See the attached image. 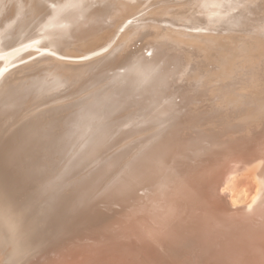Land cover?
I'll return each mask as SVG.
<instances>
[{"label": "bare ground", "instance_id": "obj_1", "mask_svg": "<svg viewBox=\"0 0 264 264\" xmlns=\"http://www.w3.org/2000/svg\"><path fill=\"white\" fill-rule=\"evenodd\" d=\"M164 1L82 0L86 17L99 6L103 24L78 33L67 53L55 21L73 7L0 0V54L9 44L14 55L0 59V264H171L132 250L97 260L89 239L104 230L165 233L186 199L198 213L209 212L203 197L263 224L264 57L247 72L220 66L214 85L199 76L213 72L208 63L190 56L198 49L184 45L222 41L214 60L229 62L234 41L204 34L227 30L216 38H247L252 56L264 53V0ZM128 14L141 31L124 25ZM24 35L48 40L47 54L26 61L31 50H15ZM78 47L90 56L108 50L83 63L61 59ZM242 185L252 192L245 202ZM258 247L226 264H264Z\"/></svg>", "mask_w": 264, "mask_h": 264}, {"label": "water", "instance_id": "obj_2", "mask_svg": "<svg viewBox=\"0 0 264 264\" xmlns=\"http://www.w3.org/2000/svg\"><path fill=\"white\" fill-rule=\"evenodd\" d=\"M203 200L207 204L208 213L194 211V205L186 199L184 205L188 208L180 211L176 222L171 223L173 227L158 234V237L146 236L140 231L134 233L132 230H121L119 233L104 230L97 232L98 235L95 233L89 242L97 241V260H103L105 256L119 258L122 252L132 250L133 254L136 251L142 256L169 261L171 264H192L190 260L198 261L199 257L213 259V263L226 264L229 263L227 261L236 263L238 256L264 245V222L259 223L254 216L244 221L239 214H231L228 207L219 209L222 204L217 200L200 197L198 202ZM208 204L211 205L209 210Z\"/></svg>", "mask_w": 264, "mask_h": 264}, {"label": "rangeland", "instance_id": "obj_3", "mask_svg": "<svg viewBox=\"0 0 264 264\" xmlns=\"http://www.w3.org/2000/svg\"><path fill=\"white\" fill-rule=\"evenodd\" d=\"M63 1H64V3H67V5H68L67 7L69 9H71V7H73L74 12H67L62 16H61V14H60V16H56L57 21H55V22L58 24V28L54 29V33L57 32L59 41H61V43L58 45L60 51L63 52L65 50L67 53H69L70 49L73 45L74 37L80 32L87 34L89 31H91L90 30L91 28H95V27H98V25L103 24V18L101 16V14L98 13V12H100V9H99V6L96 4L95 5L96 7L92 11L93 13H89L87 16L88 18L89 17L92 18L95 22L91 23L90 21H88L86 23L87 26H85V24H81V22H79V20L82 19L83 17L87 18L85 16V14L87 13V10L84 11L83 6H82V0H63ZM85 1L87 2V0H85ZM106 1L108 2L111 0H106ZM147 2L150 4H148ZM156 2H157V0H145V3L147 4V6H154L155 4H157ZM54 6H56V5H54ZM66 10H67V8H64V11H66ZM126 16H127L126 23H124L125 26H129V23H133L134 27L136 24V27H135L136 31L142 30V26L140 25L141 22H138L134 15H133L134 17H131L130 14H128ZM244 17H245V14L243 16L239 17V20L244 22ZM262 23H263V21L261 20L259 22H256L255 25L261 26ZM252 26H253V23H250L249 25H247L249 30H247V32L244 33L245 35H247L251 31L250 28ZM227 32L229 33L230 31L225 30L223 32L213 33V34H211L210 32H204V34H209V36L206 37L208 40L224 39L227 41H230V40L234 41L232 50L228 49L229 55H232L233 56L232 58L234 60H232V58H231V60L229 62L226 61L225 63L224 62L217 63V61L214 60V51H217L218 47H226L225 43L222 41L221 42L218 41V42H214V43L210 44V42H208V41H204V40H201L199 38H194V39L190 40L191 41L190 43H192V42H195V43H193V44L185 43L186 45H184L188 49L189 53L191 52L193 47L198 49V51H197L198 54L196 56H194L192 53H190L191 55L189 54L190 56H192L194 64H198L199 62L203 61L205 63L207 62L208 65L212 68L213 72L211 74H209L207 77H205L202 74H199V76L202 79V82H204V83H212L210 81L212 79L213 80L215 79L214 85H218L220 83L221 79L223 78L221 76V74L219 73L221 70H223V69H220V66H223L224 70L225 69L231 70V69H234L235 67L238 66L241 68L240 70H244L245 72H247V71L256 69L255 67L257 66L258 61L262 59V58L259 59V57H264V53H260V51H259V54L257 56H255L254 54H253L254 56L251 55L252 53L250 51H248V49L245 47L246 43L248 42L247 38H243V37L242 38H236V37H238L237 35L231 39L216 38V37H218L219 34L227 33ZM263 35H264V33H263ZM38 36L39 37H37L35 39L33 37L29 38L26 35L20 37L21 40H20L17 48L15 49L18 52L31 50V54L29 56H32V57L26 60L28 62L33 61L37 57H40L42 55L47 54L46 49L48 48L47 46L50 45V43L48 42V40L41 39L40 37H42V36H40V35H38ZM16 38L17 37L15 36L14 42L16 41ZM259 39H262V41L264 42V36H262ZM254 40L256 42H262V41H258L256 39H254ZM185 41L188 42L187 39H185ZM33 42H35V43H33ZM179 47L182 49L183 45H179ZM76 49H81V51L79 53H77V51H75V54H71V55L67 56V58H61V59H66L67 61L73 62V63H78V62L83 63L82 61L89 59L93 56L96 57V56H98V54L108 50V49H102L100 51H96V55L90 56L87 53L88 51L84 47L74 48V50H76ZM199 49H201V52L199 51ZM3 51H6L8 54H3V55L0 54L1 60L5 59L4 57H7V56H10L11 58L14 57L13 53H11L13 51V46H9V44H7V46L3 48ZM51 52H53V51H51ZM85 54H86V56H85ZM182 55H183L182 56L183 59H188L187 56H185L184 54H182ZM80 56H84V57L79 58ZM11 58L9 60L10 64L7 65L8 67H10L12 64V62H10ZM17 62H23V61H17ZM183 63H184V61H183ZM255 63H256V65L253 66L252 64H255ZM174 68H175V66L173 67V69ZM204 69L205 68H203V70ZM191 72H192V74H194L198 71L192 70ZM256 72L258 73L259 70H256ZM201 86H203V85H201ZM46 93L47 92H45L43 95L45 96ZM49 98H50V96H46V98L44 97L43 101L41 103L51 102ZM245 185L238 186V190H240V191H239V193L237 191V193H238L237 195L239 197L238 200L241 202H245L246 199L251 195L250 193H252V192H250L249 188ZM243 186H245V187L243 188ZM247 188H248V190H247ZM248 194H250V195L248 196Z\"/></svg>", "mask_w": 264, "mask_h": 264}]
</instances>
